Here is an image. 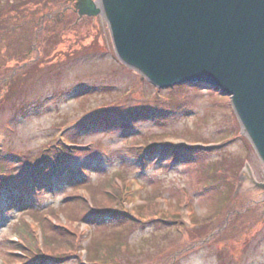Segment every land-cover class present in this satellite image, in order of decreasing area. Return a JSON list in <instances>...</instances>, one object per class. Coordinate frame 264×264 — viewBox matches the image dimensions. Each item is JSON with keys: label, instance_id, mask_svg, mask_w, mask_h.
Returning <instances> with one entry per match:
<instances>
[{"label": "rangeland", "instance_id": "rangeland-1", "mask_svg": "<svg viewBox=\"0 0 264 264\" xmlns=\"http://www.w3.org/2000/svg\"><path fill=\"white\" fill-rule=\"evenodd\" d=\"M72 9V0H0V169L2 163L14 166L21 155L34 158L64 148V173L71 171L77 184L60 185L58 165L53 187L31 189L32 207L26 211L15 207L24 200L11 205L9 192L0 188V264L30 260H15L3 245L9 240V249L17 242L12 224L21 218L41 246L42 225L26 213L37 209H53L56 222L71 226L70 237L79 238L77 251L55 255L64 257L58 263L85 264L90 242L105 224L70 223L59 208L76 194L92 204L90 188L110 177L124 192L119 206L129 212L127 220L138 225L128 236L127 260L115 258V264H264V164L230 100L205 86L156 89L117 59L104 17L80 21ZM118 108L132 118L120 124L112 112L94 115ZM160 144L190 147L193 154L166 165L171 155L159 160L158 148L149 163H136V154ZM205 168L220 192L197 181ZM18 170L17 165L12 177ZM29 182L36 184L31 176ZM155 186L161 194L151 192ZM182 193L183 200L174 201ZM152 200L160 210L174 201L183 228L139 225L140 209ZM170 228L168 239L158 237L160 229Z\"/></svg>", "mask_w": 264, "mask_h": 264}, {"label": "water", "instance_id": "water-1", "mask_svg": "<svg viewBox=\"0 0 264 264\" xmlns=\"http://www.w3.org/2000/svg\"><path fill=\"white\" fill-rule=\"evenodd\" d=\"M102 4V5H101ZM75 0L104 17L118 60L159 89L197 84L229 97L264 164V0Z\"/></svg>", "mask_w": 264, "mask_h": 264}, {"label": "trees", "instance_id": "trees-1", "mask_svg": "<svg viewBox=\"0 0 264 264\" xmlns=\"http://www.w3.org/2000/svg\"><path fill=\"white\" fill-rule=\"evenodd\" d=\"M1 40L2 37H0V41ZM28 67L29 66L25 68ZM210 91L214 92L213 90ZM122 111L123 109L119 108L110 110L106 109L100 113L97 112L94 115L97 117H105V115L112 112V114H109V116L118 117L116 118V121H120V124H123L128 122L129 119L132 118V116L131 114ZM158 148H160V152H157L159 151ZM155 152L159 153V160L171 155L170 161L166 165L178 162L180 155L186 156V154H193V150H191L190 147H171L164 144H160L159 146L153 145L148 146L147 148L143 149L141 153L136 154V163L146 165L150 162V158H153L152 155H156ZM51 157L56 160L57 165L60 166L59 169H61L59 184L64 186V182L67 181L71 185H77L75 181H72L75 180L73 177L75 175H72L73 173L71 171H67L64 173V166L62 165L64 161V148L61 149V151L59 150L58 153H56L55 151L44 150V152L37 154V156L34 158L29 155H21L18 158H14V162L16 163L14 166H8L4 163H2L1 165L0 188H3L5 191L9 192V194L6 196L7 203L12 205L16 200H18L19 202L24 200V202H21L20 204H17V206H15L19 211H26V207H32L30 203V176L33 180H36V174H38L43 181V191H45V188H47L45 185L46 179L52 172V169L49 165V159H51ZM17 165L20 170L18 177H12L13 169H15ZM201 165L202 162H197V166ZM196 179L199 183H202V186H204L205 189H207L206 185H208V187H211L208 191H211L213 193L220 192L221 187H215L212 185V183H210L212 178L209 177L206 168L205 171H200L196 175ZM10 187L16 189V193H13L14 195H12V192L9 191ZM87 187L90 188L91 185L88 184ZM102 188L105 190V195L102 192ZM89 191L93 194L92 204H90L85 198L76 194L74 196L67 197L69 202L60 207L59 210H65L64 214L67 216V218L70 219V223L81 219L86 223L99 221L101 223H99L98 226L105 224V226H101L97 229V233L90 242V247L86 257V264H115L113 262L115 258H119L121 259V261L122 259L127 258L125 257V255L127 254L128 249V236L138 227V225L134 221L127 220L128 216L130 215L129 212L119 206L121 200L124 199V192L123 190H119L117 188L113 178L110 177V179L105 180L103 182V185L99 188L91 187ZM151 192H154L155 195L162 193L159 186H155L151 190ZM182 197L183 193L178 194L174 198V201L181 202L183 200ZM221 198L222 202H220L222 205L224 196H222ZM174 201L172 203L169 201V208L167 207L166 210H160L158 208V204L154 200L145 203V205L142 206V209H140L139 211L142 220L137 222H139V225H143V223L153 224L159 222L160 224H162L161 226L163 228L164 226L169 228L170 226H174L175 224H177L179 225V228L182 229L183 224L181 220H179L178 208H175L173 206ZM219 206L220 205H218V207ZM11 208H14V206H12ZM37 210L38 211L26 213L32 215L37 222L39 221L41 223L43 229V233H41L42 245L37 246L34 229L27 226L23 218L15 221V223L12 224L13 233L18 237L17 242L12 241L10 243L9 249H7L9 240H7V242L4 241L3 245H5L6 250H8L7 254L15 256V260L20 259L19 257H22L23 259L30 258V260L25 264H59L58 262H60V260H64V257L59 258L60 256L55 255H60L65 251H77L79 246V238H77L76 242L72 239V237H70V235H75L73 234V231L71 232L68 229V227L70 228L71 226H62L60 223L56 222L57 216H55L56 212L53 209H47L43 213L41 212L42 210ZM44 213H47L48 216ZM43 216L47 217L44 218ZM106 217L110 218V220L104 219ZM109 222L112 223V225H110ZM73 230L76 232L75 229ZM168 230H172V228L167 230L160 229V234H158V237L160 239H168L172 234V231ZM156 237L157 235H153L150 236V239L152 240ZM21 239L24 241V243L22 244L21 242H19L21 241ZM47 253L54 254L48 255ZM61 256H64V254H62ZM66 259H68V257Z\"/></svg>", "mask_w": 264, "mask_h": 264}, {"label": "flooded vegetation", "instance_id": "flooded-vegetation-1", "mask_svg": "<svg viewBox=\"0 0 264 264\" xmlns=\"http://www.w3.org/2000/svg\"><path fill=\"white\" fill-rule=\"evenodd\" d=\"M69 3V2H68ZM72 5H74V0H72ZM67 9H69L68 7H66V9L65 10H67ZM73 10V9H72ZM73 12H75V10L73 11ZM75 14H76V12H75ZM59 15V18H61V20H63L64 19V10L61 12V13H59L58 14ZM88 20V18H83V19H81V21L82 20Z\"/></svg>", "mask_w": 264, "mask_h": 264}, {"label": "bare ground", "instance_id": "bare-ground-1", "mask_svg": "<svg viewBox=\"0 0 264 264\" xmlns=\"http://www.w3.org/2000/svg\"><path fill=\"white\" fill-rule=\"evenodd\" d=\"M99 1V4H101V0H98ZM102 5V4H101ZM106 18V16H104Z\"/></svg>", "mask_w": 264, "mask_h": 264}]
</instances>
